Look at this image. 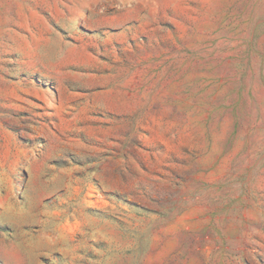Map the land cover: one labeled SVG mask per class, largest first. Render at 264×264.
Listing matches in <instances>:
<instances>
[{
    "label": "rangeland",
    "instance_id": "1",
    "mask_svg": "<svg viewBox=\"0 0 264 264\" xmlns=\"http://www.w3.org/2000/svg\"><path fill=\"white\" fill-rule=\"evenodd\" d=\"M0 264H264V0H0Z\"/></svg>",
    "mask_w": 264,
    "mask_h": 264
}]
</instances>
